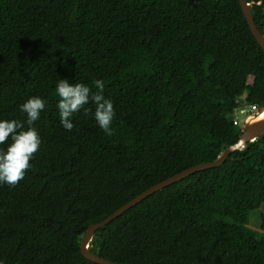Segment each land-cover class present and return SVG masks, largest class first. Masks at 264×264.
Masks as SVG:
<instances>
[{
	"label": "trees",
	"instance_id": "1",
	"mask_svg": "<svg viewBox=\"0 0 264 264\" xmlns=\"http://www.w3.org/2000/svg\"><path fill=\"white\" fill-rule=\"evenodd\" d=\"M195 3L0 0V120L46 102L31 168L0 184V264H98L81 253L90 224L239 140L237 109L264 106V50L239 0ZM251 13L264 32V0ZM60 79L93 93L104 81L113 135L94 103L62 126ZM90 248L121 264H264V134L130 208Z\"/></svg>",
	"mask_w": 264,
	"mask_h": 264
},
{
	"label": "clouds",
	"instance_id": "2",
	"mask_svg": "<svg viewBox=\"0 0 264 264\" xmlns=\"http://www.w3.org/2000/svg\"><path fill=\"white\" fill-rule=\"evenodd\" d=\"M98 90L93 93L84 83L70 84L67 79H60L56 86L59 96L58 109L62 126L71 131L75 127L72 117L81 109L87 115L91 109L85 105H96L94 117L100 129L108 136L113 135L115 108L111 99L105 98V83L101 79L94 81ZM46 102L40 96H32L20 105V110L27 114V120H0V144L11 139L7 150H0V184L16 187L25 178L26 171L31 168L30 159L38 151L42 140L38 131L32 127L45 109ZM27 125V127H25Z\"/></svg>",
	"mask_w": 264,
	"mask_h": 264
},
{
	"label": "water",
	"instance_id": "3",
	"mask_svg": "<svg viewBox=\"0 0 264 264\" xmlns=\"http://www.w3.org/2000/svg\"><path fill=\"white\" fill-rule=\"evenodd\" d=\"M239 2L241 5L242 12L246 18V21L254 37L258 41L261 48L264 50V32L259 28L258 24L256 23L251 13L254 4L261 3V0H251V1L239 0ZM189 3L193 4L194 6H197L195 0H189ZM242 128H243V133L239 138V140L233 144L227 145L224 151L215 160L190 166L169 176L168 178L145 189L137 196L129 200L127 203L123 204L121 207L116 209L112 214H110L103 220L90 224L81 240L82 255L85 258L98 264H121L116 261L101 257L91 251L90 242L93 239L96 231L100 228H105L114 219L121 216L127 210L136 206L150 195L163 190L167 186L174 184L194 174L195 172L221 166L222 164L225 163V161L228 159V157L233 151L244 150L249 142L258 139L260 136L264 134V106H258L254 112L245 116L242 121Z\"/></svg>",
	"mask_w": 264,
	"mask_h": 264
},
{
	"label": "built area",
	"instance_id": "4",
	"mask_svg": "<svg viewBox=\"0 0 264 264\" xmlns=\"http://www.w3.org/2000/svg\"><path fill=\"white\" fill-rule=\"evenodd\" d=\"M244 106H245V105H244ZM257 107H258L257 105L250 104V105H249V108H248L247 110L244 111V113L246 114L245 116H247L248 114L254 112V111L257 109ZM237 111H238V109H237ZM237 113H238V112H237ZM242 121H243V117H242ZM233 124H234L235 126H240V124H241V119H240V117H239V114H237V115L235 116V118H234V120H233Z\"/></svg>",
	"mask_w": 264,
	"mask_h": 264
},
{
	"label": "rangeland",
	"instance_id": "5",
	"mask_svg": "<svg viewBox=\"0 0 264 264\" xmlns=\"http://www.w3.org/2000/svg\"><path fill=\"white\" fill-rule=\"evenodd\" d=\"M246 94V93H245ZM248 97V96H247ZM249 108V104L248 103H246L245 104V106L243 105V106H241L239 109H238V114H239V117H240V119H241V124H240V126L242 127V117L244 118L245 117V113H244V111L245 110H247ZM254 218H257V217H254ZM234 220H239V217H237V216H234ZM258 222V220H253L252 221V223L253 224H255V223H257ZM253 226H255V225H253Z\"/></svg>",
	"mask_w": 264,
	"mask_h": 264
}]
</instances>
